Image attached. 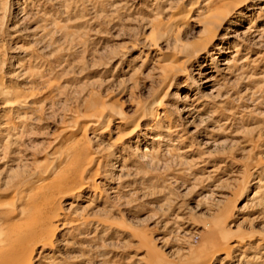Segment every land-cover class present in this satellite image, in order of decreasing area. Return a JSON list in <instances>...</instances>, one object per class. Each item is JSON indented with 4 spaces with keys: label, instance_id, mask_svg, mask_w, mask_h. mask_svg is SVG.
Wrapping results in <instances>:
<instances>
[{
    "label": "rangeland",
    "instance_id": "1",
    "mask_svg": "<svg viewBox=\"0 0 264 264\" xmlns=\"http://www.w3.org/2000/svg\"><path fill=\"white\" fill-rule=\"evenodd\" d=\"M75 171L24 264H264V0H0V231Z\"/></svg>",
    "mask_w": 264,
    "mask_h": 264
},
{
    "label": "bare ground",
    "instance_id": "2",
    "mask_svg": "<svg viewBox=\"0 0 264 264\" xmlns=\"http://www.w3.org/2000/svg\"><path fill=\"white\" fill-rule=\"evenodd\" d=\"M208 3L209 2H206V4ZM212 5V3L209 4L207 13L202 17V32L204 33V38L202 37L200 42L201 44H204L205 48L213 45L217 41L219 29L221 27H224L227 21L232 18V16L230 17V15H228V11H226V8L219 9L217 7H211ZM199 24L200 23L197 22L194 25ZM186 61H188V58H185V62ZM167 78L169 80L173 79V77H171L170 75H166L163 81H165ZM170 84L171 83H169L167 90L170 88ZM166 93L167 92H165L162 97L167 96ZM162 97L160 96V99L154 102L150 108L155 109L157 106H161ZM104 112L105 111L102 110L100 115H91L92 118L88 119L89 122L86 126L90 128L94 127V129L99 127L101 124V120H103ZM97 116H99V119H96ZM117 116L120 118V122H123V120H125V117H123L121 113H118ZM108 119L109 116L107 117V120ZM70 154L71 162H73V167L79 169L80 166L77 162V159L79 158L78 153L76 152V150L73 151L71 149ZM56 175L55 179L48 178V181H45V179H40V181H38L36 185H34L33 188L30 189L28 198L31 203L24 204L22 206L27 215V217H24L26 219V222H23L22 225H12L10 228L0 231V264H24L25 262H28L30 255L26 254L28 250L25 247L27 240L31 239V242H34L35 240L37 241L38 238H42V240L34 246V249L37 248V246L43 247L42 245L47 243L50 235L48 232L45 233L43 227H41L43 223L42 220L37 218V214H47V212H49L50 210H47L44 207L45 202H47L49 198L54 197L56 194L62 193L61 189L64 187V185H70L74 182L75 178L77 179L76 171L73 173L70 172L69 175L61 173H58ZM42 198L44 199V203L41 204L40 200ZM55 214L58 213L56 212ZM34 249H32L29 254H31ZM25 258H27V260L24 262L23 260Z\"/></svg>",
    "mask_w": 264,
    "mask_h": 264
}]
</instances>
